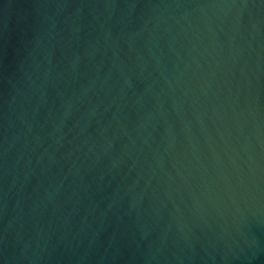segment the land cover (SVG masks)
<instances>
[{
    "label": "water",
    "instance_id": "water-1",
    "mask_svg": "<svg viewBox=\"0 0 264 264\" xmlns=\"http://www.w3.org/2000/svg\"><path fill=\"white\" fill-rule=\"evenodd\" d=\"M0 264H264V0H0Z\"/></svg>",
    "mask_w": 264,
    "mask_h": 264
}]
</instances>
